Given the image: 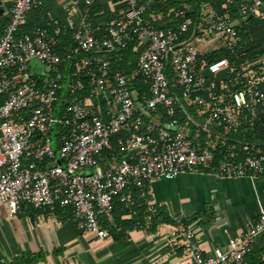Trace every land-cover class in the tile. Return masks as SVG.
Wrapping results in <instances>:
<instances>
[{
	"label": "built area",
	"instance_id": "built-area-1",
	"mask_svg": "<svg viewBox=\"0 0 264 264\" xmlns=\"http://www.w3.org/2000/svg\"><path fill=\"white\" fill-rule=\"evenodd\" d=\"M126 2L104 35L77 28L73 47L58 52L45 27L22 32L30 12L46 0H14L8 24L0 26V205L11 214L22 202L50 212L71 207L83 234L105 239L110 233L101 221L111 219L114 201L128 207L132 192L144 191L153 179L186 172L264 179V145L228 135L244 111L256 115L264 107V58L240 68L231 60L244 55L235 50L243 23L232 21L223 6L203 2L195 17L181 10L177 27L160 28L146 20L144 0ZM241 13L245 23L264 20V0H245ZM134 41L140 49L136 74L147 87L142 101L134 77L101 56ZM214 41L223 42L217 51L200 50ZM68 62L69 84L61 67ZM33 63L41 69L33 71ZM85 79L93 91L83 98ZM160 107L168 122L154 115ZM259 130L264 135V123ZM217 144L227 147L222 160ZM179 232L190 264H251L253 245L264 234V212L242 237L208 257L191 226L181 223Z\"/></svg>",
	"mask_w": 264,
	"mask_h": 264
},
{
	"label": "crops",
	"instance_id": "crops-1",
	"mask_svg": "<svg viewBox=\"0 0 264 264\" xmlns=\"http://www.w3.org/2000/svg\"><path fill=\"white\" fill-rule=\"evenodd\" d=\"M167 1L145 0L146 20L160 28L177 27L179 12L193 11L190 3L162 8ZM13 4L14 0H0L1 27L8 24ZM126 4V0H46L44 7L40 8V28L47 29L53 21L65 31L72 32L83 27L102 36L109 18L123 13ZM259 21L261 24L253 25L250 30L251 45L241 49L244 54L249 50L250 57L264 52V20ZM37 24V12L34 10L28 16L27 25ZM57 35L59 29L49 36L54 44ZM211 43L216 44L202 51H217L223 45L222 41ZM135 50L140 51L138 47ZM116 54L107 51L102 52L101 56ZM263 58L264 53L255 60ZM40 69V65L32 64L33 71ZM136 73L137 68L130 76L134 77ZM148 189L151 196L148 203L165 206L174 223H161L154 232L147 228L131 230L126 238L120 239L116 238L117 231L110 227H107L109 236L100 239L95 234H83L74 219L63 221L54 212L41 210L42 213L32 220L20 206L16 213L11 214L8 206L1 204L0 264L24 254H40L34 264H190L179 232L181 223L195 230L204 255L208 257L217 248L225 249L230 239L242 237L264 212L262 178L186 172L173 180L153 179ZM133 194L134 191L131 198ZM250 261L251 264H264V234L254 243Z\"/></svg>",
	"mask_w": 264,
	"mask_h": 264
},
{
	"label": "trees",
	"instance_id": "trees-1",
	"mask_svg": "<svg viewBox=\"0 0 264 264\" xmlns=\"http://www.w3.org/2000/svg\"><path fill=\"white\" fill-rule=\"evenodd\" d=\"M145 1V0H144ZM245 0H168L162 8H166L169 6H175L180 3H190L193 6V13L189 16L195 17L200 9V5L203 2H207L213 5L214 8L220 9L223 6L224 13L228 15V17L232 21H241L243 24L238 27V36L239 40L235 45V50L244 49L251 45L252 37L250 34L251 27L253 25H260L261 22L259 20H251L250 23H245L243 21V16L241 13V4ZM37 21L38 24L33 25H25L22 28V32L33 34V31L40 28L41 24V14L42 9H37ZM49 36L53 34L57 29H59V35L56 36L57 42L54 44V47L58 52H61L64 47L72 48L74 45V41L71 38L74 31H65L60 25H57L53 21L48 26ZM138 47V42H131L130 46L124 50L113 51L117 52L116 55L109 57L111 61L115 64V66L119 69H122L126 74H130L137 68V60L139 50L135 49ZM264 52H260L258 54H254L252 57L248 56L250 54L249 50L245 52L243 56H241V60L238 61L235 57H232L231 60L234 62V65L237 68L241 67V62H247L251 60L257 59ZM225 55L222 54H214L213 58L221 57ZM246 55V56H245ZM66 77L67 84L72 82V64L70 62L63 63L61 65ZM41 77V76H39ZM85 78V77H84ZM42 80V78H40ZM87 84V79H85ZM133 88L136 90L140 101L143 100L145 94L147 93V87L144 84L143 79L140 75H135L131 80ZM93 91V88L87 87L85 90L80 92V95L84 98L90 95ZM68 95V91L62 92V100L59 103V107L63 108L66 102V97ZM105 110V116H107V110L105 106L103 107ZM156 117L164 122L169 121V117L165 114L164 109L162 107L159 108L157 113H154ZM107 118V117H106ZM256 119V124L253 121ZM184 122V121H182ZM264 123V107L259 105L257 108L256 115H253L250 111H244L241 124L237 128V130L228 134L235 141H244L248 143H258L264 144V135L260 134L259 126ZM195 128V126H192ZM59 130V129H58ZM57 129L55 130L54 135L58 134ZM59 131H64V129H60ZM222 131V130H221ZM217 160H222L227 155V147L222 146L221 144H217L215 148ZM151 199L149 194L148 187L142 191L140 189H135L134 194L132 195V202L127 207L124 203L119 202V200H115L113 204V208L111 211V219L101 221L102 225L105 227H110L114 231H117L116 238H126L127 233L131 230L135 229H143L147 228L150 231H155L157 226L161 223H174V219L169 215L168 209L159 204L150 205L148 201ZM21 209H25L32 220L36 219V215L42 213L41 210H37L27 202H22L20 204ZM50 212V211H45ZM53 213V212H51ZM55 215H57L63 221L72 220L73 219V210L71 207L58 208L54 211ZM129 215V217H126ZM106 218V217H105ZM38 257L40 254H24L19 257L14 258L12 261L7 262L6 264H34L38 261Z\"/></svg>",
	"mask_w": 264,
	"mask_h": 264
},
{
	"label": "rangeland",
	"instance_id": "rangeland-1",
	"mask_svg": "<svg viewBox=\"0 0 264 264\" xmlns=\"http://www.w3.org/2000/svg\"><path fill=\"white\" fill-rule=\"evenodd\" d=\"M215 44L216 43H211L210 45H208L207 47H200V50L202 51V50H205V49H209V48H211V47H214L215 46ZM188 112L197 120V122H199V123H203L204 122V120L198 115V113H197V111H196V109L195 108H192V107H189L188 108ZM214 129H217L216 127H214ZM206 136V134H203V137H205ZM211 142H214V140H210ZM28 203V202H27ZM31 204V203H30ZM32 205V204H31Z\"/></svg>",
	"mask_w": 264,
	"mask_h": 264
},
{
	"label": "water",
	"instance_id": "water-1",
	"mask_svg": "<svg viewBox=\"0 0 264 264\" xmlns=\"http://www.w3.org/2000/svg\"><path fill=\"white\" fill-rule=\"evenodd\" d=\"M136 99H138V98H136ZM149 116V115H148ZM155 120V119H154ZM219 133V132H218ZM220 134V133H219ZM222 135V134H221ZM257 145H264V144H257Z\"/></svg>",
	"mask_w": 264,
	"mask_h": 264
}]
</instances>
